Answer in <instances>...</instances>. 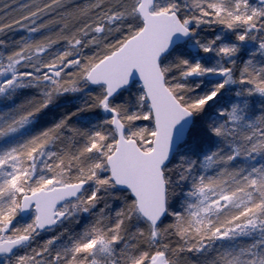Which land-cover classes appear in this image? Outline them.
<instances>
[{
	"label": "snow or ice",
	"instance_id": "snow-or-ice-1",
	"mask_svg": "<svg viewBox=\"0 0 264 264\" xmlns=\"http://www.w3.org/2000/svg\"><path fill=\"white\" fill-rule=\"evenodd\" d=\"M0 264H264V0H0Z\"/></svg>",
	"mask_w": 264,
	"mask_h": 264
}]
</instances>
